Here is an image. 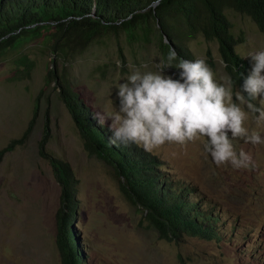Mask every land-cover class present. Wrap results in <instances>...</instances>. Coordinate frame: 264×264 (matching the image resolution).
<instances>
[{"label":"rangeland","instance_id":"374dc122","mask_svg":"<svg viewBox=\"0 0 264 264\" xmlns=\"http://www.w3.org/2000/svg\"><path fill=\"white\" fill-rule=\"evenodd\" d=\"M225 15L241 42L235 51L248 61L250 74L254 62L248 55L264 50V32L248 16L232 10H225ZM179 38L191 60L204 59L217 82L230 78L217 42H207L201 35L182 36L181 30ZM157 40L153 30L135 40L123 30L110 31L67 61L51 56L39 42L27 43L0 61V151L11 142L16 145L33 119L22 143L0 155V264H60L55 218L60 185L52 160L66 164L76 181L73 228L83 264H264V144L235 139L236 150L249 153L254 164L236 169L215 164L205 151L206 138L184 146L166 143L152 151L134 143L158 158L159 169L169 180L194 186L199 202L204 207L208 205L203 202L209 203L220 218L217 239L184 235L166 241L124 193L114 169L85 149L55 85L44 88L48 69H66L74 92L92 117L112 131L119 84L136 71L154 72L164 62ZM19 54L34 61V68L29 77L17 80L12 78L13 61ZM179 72L167 68L163 74L179 79ZM232 90L241 91L234 84ZM253 103L260 106L258 100ZM256 116L249 111L246 127L264 139V122L258 124Z\"/></svg>","mask_w":264,"mask_h":264},{"label":"trees","instance_id":"16d2710c","mask_svg":"<svg viewBox=\"0 0 264 264\" xmlns=\"http://www.w3.org/2000/svg\"><path fill=\"white\" fill-rule=\"evenodd\" d=\"M225 10L250 17L257 29L264 32V0H0V61L30 42H39L51 56L67 61L101 34L123 30L135 40L153 30L157 33L164 62L167 63L171 51L177 54V59L171 62V68L176 70L181 59L191 60L180 41L181 30L182 36L201 35L207 42H217L225 71L232 84L241 90L250 65L235 51V46L241 42L233 36ZM206 56L211 64L209 50ZM13 62V79L30 76L34 61L26 54L17 55ZM51 84L55 85L58 98L70 114L85 149L114 169L124 193L141 208L161 239L179 240L184 235L209 240L219 237L220 218L213 214L209 203L203 202L208 205L204 207L199 202L196 188L169 180L159 169L158 158L134 143L112 142L113 132L92 117L89 108L74 92L66 69H48L44 88ZM37 109L35 103L33 117ZM32 124L33 119L22 139ZM22 139L16 141V145L21 144ZM14 143L3 148L0 155L12 151ZM51 165L60 185L55 216L60 264H83L79 236L73 228L76 181L66 164L52 160Z\"/></svg>","mask_w":264,"mask_h":264},{"label":"clouds","instance_id":"9594fccd","mask_svg":"<svg viewBox=\"0 0 264 264\" xmlns=\"http://www.w3.org/2000/svg\"><path fill=\"white\" fill-rule=\"evenodd\" d=\"M248 56L254 62L252 70L235 94L231 78L217 82L204 59H181L176 66L179 79L164 75L177 59L175 51L167 63L156 65V71L132 73L118 87L112 142H132L152 151L166 143L184 146L206 138L205 151L217 166L254 167L252 156L242 149L238 152L233 143L244 138L252 145L264 144L258 132L249 133L246 127L249 111L257 114L258 124L264 122V50ZM257 100L259 107L253 103Z\"/></svg>","mask_w":264,"mask_h":264},{"label":"water","instance_id":"95a60500","mask_svg":"<svg viewBox=\"0 0 264 264\" xmlns=\"http://www.w3.org/2000/svg\"><path fill=\"white\" fill-rule=\"evenodd\" d=\"M164 39H165L164 41H165L167 44H169V45H170L171 49H173V48H172V46H171V44H170V42L167 40V38H166V37H164Z\"/></svg>","mask_w":264,"mask_h":264}]
</instances>
